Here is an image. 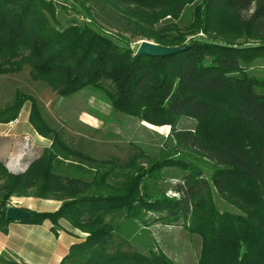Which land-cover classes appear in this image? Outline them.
<instances>
[{
	"label": "trees",
	"instance_id": "obj_1",
	"mask_svg": "<svg viewBox=\"0 0 264 264\" xmlns=\"http://www.w3.org/2000/svg\"><path fill=\"white\" fill-rule=\"evenodd\" d=\"M70 2L67 8L53 0H0V75L28 66L32 80L61 98L85 88L102 91L115 112L168 126L173 148L154 161L143 153L123 162L88 157L63 142L30 97L29 123L52 143L23 174H9L0 162V231L11 223L5 210L12 197H52L61 201L57 210L29 212L21 222L48 221L56 234L63 219L88 234L61 264H172L162 253L108 251L115 229L105 222L109 215L198 235L196 264H264V77L250 73L264 60V0ZM190 5L192 20L181 29L177 21ZM69 9L91 17L90 24L71 19L62 27L57 14ZM122 33L181 50L135 55ZM27 99L16 92L0 110V123L16 119ZM182 119L193 120V129H179ZM58 158L90 168L92 180L63 179L53 170ZM164 169L180 174L172 197L151 190ZM214 193L240 213L219 211ZM0 264L17 263L0 257Z\"/></svg>",
	"mask_w": 264,
	"mask_h": 264
},
{
	"label": "rangeland",
	"instance_id": "obj_2",
	"mask_svg": "<svg viewBox=\"0 0 264 264\" xmlns=\"http://www.w3.org/2000/svg\"><path fill=\"white\" fill-rule=\"evenodd\" d=\"M53 1L57 5L67 8L68 4L71 3L70 0ZM192 10L193 6L191 5L185 7L180 19L177 21L179 28L183 29L190 24ZM57 16L62 27L67 26L71 19H75L79 24H90L92 19L88 16L76 15L70 9L65 13L58 12ZM105 32L111 33L112 31L105 30ZM119 36L127 38L129 46L133 49H137L142 41H147L140 38H131L128 33H122ZM29 70L27 66L18 73L0 75V110L13 103L15 93L18 91L29 97L23 103L16 119L0 124H6L9 128H13L24 115L28 118L31 101L34 100L47 125L60 135L63 142L88 157L97 160L117 157L123 162L139 153H143L146 159L154 161L163 157L173 148V140L170 137L168 126H151L135 117H128L115 112L105 94L93 88H85L72 96L61 98L46 83L32 80ZM250 73L257 77H264V60L255 62L250 68ZM102 86L107 91H113L108 82L103 83ZM194 125L193 120L182 119L178 128L191 130ZM34 132L37 134L35 130ZM21 141H24L22 137ZM34 157L35 155L31 156L28 167L41 156L36 159ZM79 167L73 161L68 162L66 159L58 158L54 163L53 170L63 179H66L67 174L82 181H91L94 172L79 169ZM203 167H205V163ZM6 171L11 175H20L12 174L7 169ZM179 178L178 171L164 169L161 171L159 181L150 182L151 190L155 194L164 192L166 196L172 197L174 195L171 192V187L179 181ZM109 181L114 185H119L121 178L112 177ZM1 184L2 181H0ZM15 198L17 197H12L6 206H19V202ZM213 198L219 211L227 210L232 213H240L236 208L223 201L216 193H214ZM134 241L136 244L132 249L126 246L128 251L146 256H149L148 251L153 254L162 253L172 264H196L199 259L200 237L187 233L181 226H166L161 222H157L149 224L148 227H143L141 223L134 236Z\"/></svg>",
	"mask_w": 264,
	"mask_h": 264
},
{
	"label": "crops",
	"instance_id": "obj_3",
	"mask_svg": "<svg viewBox=\"0 0 264 264\" xmlns=\"http://www.w3.org/2000/svg\"><path fill=\"white\" fill-rule=\"evenodd\" d=\"M21 137L24 141H21ZM50 144L51 140L42 138L34 132L25 115L13 128L0 124V162L12 174L23 173L31 156L35 155L34 158H38ZM79 169L93 172L84 166H80ZM66 177L70 176L66 174ZM15 200L19 202L18 208L31 212H53L61 206V201L52 197L23 196ZM105 220L115 227L108 251L127 250L126 246L131 249L135 246L134 236L141 225L140 222L129 221L124 216L111 215ZM51 228L52 225L48 221L40 225L9 223L6 232L0 231V257L17 264H61L70 247L83 243L88 236L63 219L58 221L56 234Z\"/></svg>",
	"mask_w": 264,
	"mask_h": 264
},
{
	"label": "water",
	"instance_id": "obj_4",
	"mask_svg": "<svg viewBox=\"0 0 264 264\" xmlns=\"http://www.w3.org/2000/svg\"><path fill=\"white\" fill-rule=\"evenodd\" d=\"M181 48L178 47H162L158 46L152 42L149 41H142L136 51L135 55H143L147 57H167L174 55L175 53L179 52ZM0 210V214H1ZM30 216V213L26 210H23L18 207H7L5 210V220L8 222H21L26 219H28Z\"/></svg>",
	"mask_w": 264,
	"mask_h": 264
},
{
	"label": "built area",
	"instance_id": "obj_5",
	"mask_svg": "<svg viewBox=\"0 0 264 264\" xmlns=\"http://www.w3.org/2000/svg\"><path fill=\"white\" fill-rule=\"evenodd\" d=\"M9 207V206H8Z\"/></svg>",
	"mask_w": 264,
	"mask_h": 264
}]
</instances>
